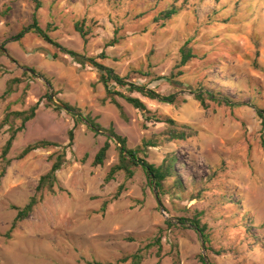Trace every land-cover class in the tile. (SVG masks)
<instances>
[{
	"label": "rangeland",
	"instance_id": "obj_1",
	"mask_svg": "<svg viewBox=\"0 0 264 264\" xmlns=\"http://www.w3.org/2000/svg\"><path fill=\"white\" fill-rule=\"evenodd\" d=\"M41 2L36 14L40 27L83 58L76 61L31 32L15 39L33 23L35 5L32 0H0V46L7 53L0 49V123L8 111H27L40 102L35 119L17 135L7 157L12 163L0 180L2 235L16 219L13 207L23 209L36 195L57 150H39L19 160L21 152L43 140L67 146L72 129L74 142L57 174L55 193L38 195L42 200L16 225L12 237H0V264H115L139 251L142 264H175L177 252L178 264H204V254L210 264H264V0ZM172 7L178 8L177 15L160 19ZM83 22L86 39L76 29ZM116 39L118 44L108 46ZM186 44L198 59L177 69ZM102 54L105 59L99 58ZM91 59L159 94L176 95L170 104L112 87L195 134L169 140L166 124L148 121V115L117 95L109 97ZM178 71L183 76L177 86L157 79ZM14 79L21 80L14 93L1 99ZM200 84L208 108L195 99ZM211 93L236 105H221L211 100ZM47 95L58 106L69 105L102 127H113L129 148L142 149L140 158L150 164L160 166L167 156H175V177L160 193L142 168L133 167L132 178L121 172L104 186L119 163V144L110 141L104 165L94 167L107 134L57 110ZM20 126V120L13 121L14 129ZM9 137L10 126L0 130V155ZM146 140L158 146L146 151ZM5 166L0 160V172ZM197 215L208 226L209 245L190 222Z\"/></svg>",
	"mask_w": 264,
	"mask_h": 264
},
{
	"label": "trees",
	"instance_id": "obj_2",
	"mask_svg": "<svg viewBox=\"0 0 264 264\" xmlns=\"http://www.w3.org/2000/svg\"><path fill=\"white\" fill-rule=\"evenodd\" d=\"M33 4L35 5L34 7V12H33V23L29 26H26L23 28V30L19 33V35L15 39H22L25 36V33H34L36 35H39L42 39H44L47 43H50L54 45L60 52L65 53L66 55L71 56L76 61H79L80 58H83L81 55H79L76 52L69 51L65 48H63L60 44H58L56 41H54L46 31H44L37 20V11L42 8V2L41 0H32ZM178 13V8L177 7H172L170 10H165L160 13L159 17L160 19L167 21L171 19L174 15H177ZM158 20V19H157ZM156 20V21H157ZM76 29L78 32L81 33L82 37L86 39L87 37V32L84 31V22L83 23H78L76 25ZM119 43V40H114L108 44V46H113ZM181 63L177 67V69H180L184 66H186L189 62H191L194 59H198V55L195 53V51L189 47L188 44H186L185 47L181 49ZM100 59H105L106 56L105 54H102ZM90 63L93 65L97 66L101 70V80L106 88V92L109 97L111 96H119L127 103H129L131 106H133L136 110H139L143 112L144 114L148 115L146 119L148 121L154 120L155 122L159 123H164L168 126L167 130V136L169 140L172 141H178V140H186L192 135L195 134L193 129L186 125H179L176 121H174L171 118L168 117H158L156 115H153L146 105L138 98H134L131 96H128L127 94H124L123 92H117L114 91L112 87H119L121 89H125L129 93H139L142 96L149 98L151 100H158L160 102L164 103H170L174 104L176 102V95H171V96H164L162 94L157 93L155 90L149 89L146 85H138L133 81H130L129 77H121L119 76L114 70L108 69L96 62V60L91 59L89 60ZM34 72V71H33ZM140 75L142 76H149V74H143L142 72H139ZM25 75H29L28 73ZM183 76L182 71H178L177 73H173L170 77H161L157 78L159 80H166L169 83H171L174 86L178 85V77ZM21 82L20 79H14L8 82L7 88L1 99H5L9 96H11L15 89L14 87L16 85H19ZM201 85V84H200ZM203 86L201 85V88L198 89L195 93V99L196 101L200 102V104L204 108H208L207 104V99L205 98L203 94ZM211 100L216 101L219 104H226L227 106H234L236 105L232 101H230L228 98H224L222 96H217L215 94H210ZM48 101L55 106L57 110H65L64 108L56 105L52 99V96L47 95ZM112 101L115 102L114 99ZM116 104V102H115ZM117 105V104H116ZM40 102H38L36 105L31 107L27 111H16V112H7L5 118L3 121L0 123V130L4 129L7 126H10V137L7 140L6 144L4 145L2 149V153L0 155V160L6 164V166L1 170L0 172V180L5 177L7 173L8 167L11 165L12 161L9 160L7 157L9 153L11 152L14 142L16 140V137L19 133L23 132L26 129V125L35 119L37 110L39 109ZM66 111H69L76 122L80 123H86L94 132L96 133H105L108 136V141L104 144V146L99 150L97 155L94 158L93 161V166L94 167H100L103 166L107 156L108 152L111 148L110 141L115 140L118 144V152H119V163L115 165L114 167L111 168L110 172L106 176L104 180V186L112 182L116 175L125 172L129 178H132L134 176V172L132 171L133 167H140L144 170L145 174L148 177L149 184L153 188L154 186L156 189L162 193L165 184L167 181L173 177H175V165L177 163V159L175 156H167L163 163L160 166H156L154 164H150L146 160L140 158V153L143 151L142 149H131L128 147L127 139L120 136L119 134L116 133L113 127L109 128H104L100 124H98L95 119L91 118L90 116H83V114L80 112V110H77L75 108H72L69 105H65ZM118 109L121 110V107L118 106ZM260 117L264 121V115L260 112ZM21 121V126L14 129L12 127L13 121ZM264 123V122H263ZM69 139H70V144L67 146H60L57 143L50 142V141H39L34 144L28 145L18 156L19 160L25 159L29 155H31L34 152H37L39 150H50V149H56L57 152L55 154H52L50 156V161L53 162L52 167L50 171L42 176L39 179L38 185L36 187V195L33 196L27 206H25L23 209L13 207L18 213L16 216V219L12 225L11 230L6 233L5 235H2L0 233V237H4L6 239H10L12 237V232L15 229L16 225L29 218V216L34 212V209L36 206L40 203L42 198H38V195H43L45 191H48L52 194L55 193V186L58 182V177L57 174L64 168V166L67 163L66 160V151L68 149H71L73 147V142H74V129L69 131ZM263 147H264V140L262 141ZM158 143L152 140H146L143 143L144 149L147 151V149L151 147H157ZM60 149L63 150L62 153H60ZM177 186V190L182 191L183 186L179 181L176 182L175 184ZM121 189L117 192L115 195L114 199H117L120 194H121ZM108 206V203L106 202L104 204V209ZM186 221V220H182ZM190 222L194 225V227L197 229L198 232L202 233L203 238L206 241V244L209 245V236L207 235L208 231V226L207 224H203L200 215L195 216L191 218ZM158 247H160V241H157ZM151 247H154V245H148L147 249H150ZM210 247V246H209ZM208 250H210V248ZM178 257L179 254L178 252L176 253L174 257V263L178 264ZM202 261L204 264V257H201ZM144 261V255L142 254V251H139L138 253L128 256L125 258L120 259L118 262L115 264H142ZM89 264H113V263H101L97 261L90 262ZM157 264H160L158 262Z\"/></svg>",
	"mask_w": 264,
	"mask_h": 264
},
{
	"label": "water",
	"instance_id": "obj_3",
	"mask_svg": "<svg viewBox=\"0 0 264 264\" xmlns=\"http://www.w3.org/2000/svg\"><path fill=\"white\" fill-rule=\"evenodd\" d=\"M0 49H1L3 52L6 53V51L4 50V48H3L2 46H0ZM6 54H7V53H6ZM28 72H30L31 74H34V75H35V73H34L32 70H28ZM52 99H53V98H52ZM59 106L62 107V108H64V109L66 110L65 105H59ZM154 189H156L155 186H154ZM156 196H157V194H156ZM158 202H159V204H160V206H161V208H162V211L165 212V209L163 208L162 203H161L159 200H158ZM199 235H200V238L203 240V235H202V233L199 232ZM202 246H203V250H204V252H205V244H204V242L202 243ZM203 257H204L205 263H206V264H210L209 261H208V259H207V256H206L205 254L203 255Z\"/></svg>",
	"mask_w": 264,
	"mask_h": 264
}]
</instances>
